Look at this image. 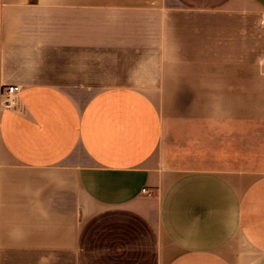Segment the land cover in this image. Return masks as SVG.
<instances>
[{
    "label": "crops",
    "instance_id": "crops-1",
    "mask_svg": "<svg viewBox=\"0 0 264 264\" xmlns=\"http://www.w3.org/2000/svg\"><path fill=\"white\" fill-rule=\"evenodd\" d=\"M110 214L97 264H264V0H0V264Z\"/></svg>",
    "mask_w": 264,
    "mask_h": 264
},
{
    "label": "rangeland",
    "instance_id": "rangeland-1",
    "mask_svg": "<svg viewBox=\"0 0 264 264\" xmlns=\"http://www.w3.org/2000/svg\"><path fill=\"white\" fill-rule=\"evenodd\" d=\"M250 15L251 20L254 19L257 21L259 18H261L260 13L254 8L252 4ZM114 215L115 214H110L107 216V218L91 224L86 231L85 246L90 250V258L93 261V264H97V250L105 243L107 233L113 232L115 230H122L126 232L131 230V225L123 223L121 219H115ZM138 231H144V229L140 227L138 228Z\"/></svg>",
    "mask_w": 264,
    "mask_h": 264
},
{
    "label": "built area",
    "instance_id": "built-area-1",
    "mask_svg": "<svg viewBox=\"0 0 264 264\" xmlns=\"http://www.w3.org/2000/svg\"><path fill=\"white\" fill-rule=\"evenodd\" d=\"M19 92V88L16 87V86H12V87H9L8 90H7V95L8 96H11V95H14V94H17ZM15 101L13 99H11V97L8 98L7 101L4 102V106L5 107H9L10 105H12Z\"/></svg>",
    "mask_w": 264,
    "mask_h": 264
}]
</instances>
